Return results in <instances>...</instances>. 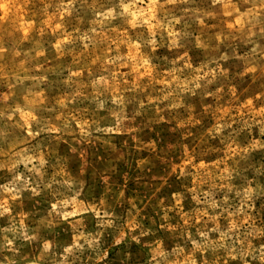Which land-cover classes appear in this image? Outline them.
I'll return each instance as SVG.
<instances>
[{"label":"rangeland","instance_id":"374dc122","mask_svg":"<svg viewBox=\"0 0 264 264\" xmlns=\"http://www.w3.org/2000/svg\"><path fill=\"white\" fill-rule=\"evenodd\" d=\"M0 264H264V0H0Z\"/></svg>","mask_w":264,"mask_h":264}]
</instances>
